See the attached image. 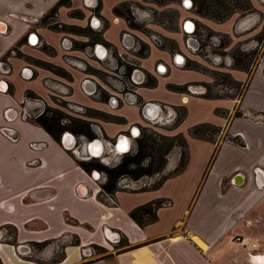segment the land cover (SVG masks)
Wrapping results in <instances>:
<instances>
[{
	"label": "crops",
	"instance_id": "obj_1",
	"mask_svg": "<svg viewBox=\"0 0 264 264\" xmlns=\"http://www.w3.org/2000/svg\"><path fill=\"white\" fill-rule=\"evenodd\" d=\"M61 1L0 0V129L8 128L15 138L10 140L0 131V264H38L22 260L17 250L50 244L62 246L61 256L43 264H256L252 256L264 258V177L256 172L264 175V45L249 76L231 73L236 82L245 84L242 95L212 98L183 90L204 80L185 68L186 57L171 56L149 44L147 54L138 59L140 72L132 77L137 104L129 105L123 95L97 81L95 70H90L97 68L96 61L76 54L83 53V47L92 48L102 61L108 46L120 51L129 45L133 33L127 31L129 24L120 8L145 0ZM95 1L99 20L89 10ZM258 10L264 21V4ZM90 14L93 19L88 24ZM257 22L255 18L240 21L239 33L253 36ZM101 24L102 31L90 30L101 33V39L92 43L89 37L80 41L76 33L56 26L98 30ZM181 25L178 35H191L192 19L183 18ZM234 25L227 21L215 30L233 34ZM188 41L178 53L190 52ZM64 55L78 58L81 67L68 65ZM51 64L67 72L68 79L46 70ZM47 79L61 85L57 88ZM53 92L90 110L91 118L76 120L96 123L97 130L89 123L91 132L111 148L133 129L158 123L166 115L164 107L175 112L174 120L176 110L183 108L184 119L168 133L186 141L184 169L175 173L181 157L174 151L159 186L119 190L114 202L108 200L95 170L88 173L81 166L89 161L73 153L83 143L87 155L92 140L64 131L57 141L36 120L21 119L25 99L39 97L47 103ZM6 111L12 122L6 121ZM201 125L217 132L208 139L192 136L191 130ZM68 134L74 139L70 147L64 143ZM32 143L43 146L33 150ZM153 202L162 203L154 211V222L139 215L143 222L139 224L130 217L135 209ZM242 238L256 243L259 250L241 244Z\"/></svg>",
	"mask_w": 264,
	"mask_h": 264
},
{
	"label": "rangeland",
	"instance_id": "obj_2",
	"mask_svg": "<svg viewBox=\"0 0 264 264\" xmlns=\"http://www.w3.org/2000/svg\"><path fill=\"white\" fill-rule=\"evenodd\" d=\"M259 3L258 6L252 4L251 0H145L143 3H130L120 8L122 16L130 22L128 23L129 25H127V31H132L133 33L131 34L132 40L129 45L126 44L127 46H123V49L120 51L117 48L108 46L107 57L105 58L103 56L104 59H102V61H99L96 56H94L95 54L92 52V48L86 50L85 47H83L84 52L76 55L81 58L96 61L95 67L97 68H91L90 70H95L97 81H99L100 84L101 82L105 83H102L103 87L106 86V89H109V91H116L122 96L125 91L131 88V79L135 72L140 70L138 62L139 56H145L147 54V49L150 47L148 46L149 44H157L156 48L167 51L171 56L179 54L186 57L187 64L185 68L194 70L203 75L204 80L202 82L190 84L188 86L189 88L184 86L183 90L186 91L187 88L189 90L191 88L192 90L198 89L203 91V93L207 92L205 95L206 97L212 98H239L244 91L245 84L236 82L231 76V73L245 72L249 76L256 66V60L264 45V21H260L263 16L260 10H258L260 5L263 6L264 0H259ZM85 7L88 8V6ZM89 10L92 11L94 17L90 14L88 24L93 18L98 19L95 15L98 11V3L95 1L92 4V8ZM79 15L78 13V16ZM185 17H190L194 22V26L191 35L184 34L181 36L178 34L180 26H182L181 21ZM134 18H137L139 22ZM247 18H255L258 21L256 26L251 30L255 33L253 36H245L239 33L240 28H238L237 24ZM186 20L188 21L189 19ZM227 21H232V24H235L233 34L232 32L224 34L215 30L217 27L216 25L223 24ZM56 26L63 32L76 33L74 37L76 36L75 38L80 41L84 40L85 37H89L90 43L93 41L97 42L101 39V36H99L101 33L95 35L90 30L100 32L104 28L102 24L98 30H95V27L92 29L90 26L88 28L70 25ZM188 39H190V41H188L191 48L189 50L190 54H182L181 51L178 53L177 49L179 46H182V43L186 45ZM28 61L31 64H36L37 62V60L34 61L32 59ZM63 61L71 67H81V62L78 58L64 55ZM46 70H49L55 76H57L56 74L65 75L66 79H68V73L64 70L65 73H63L60 68L58 69L55 65H49V67H46ZM98 78L101 79V81ZM47 81L51 82L50 84L57 88L61 85L60 82L54 80L47 79L46 83ZM131 89L135 91L137 88L133 87ZM188 89L187 91L189 93ZM64 93H68L67 89L64 90ZM122 97L123 99L125 98L124 96ZM30 98L41 99L39 97ZM51 110L52 112L60 111V113H62L61 117L64 120H70V122L71 120L82 119L84 117L91 118L87 117L90 115L93 116L90 110L72 104L64 100L61 96L58 97V94L55 92L52 93V97H50V100L46 103V113ZM183 114L184 109L179 108L176 110V119L173 121L172 125H164L162 122L157 121L158 123L154 122L150 124V126L141 129V134L137 138L143 137V144H147L148 146V156L145 158L143 166L153 161L156 162L159 158L158 150L160 148L166 149V147L172 143L174 147L171 148L170 152L165 157L166 164L173 161L174 151L179 152L180 157L182 156L184 152V148L180 147L182 141L179 138L174 139L169 136L168 130L177 125ZM48 115L51 114L49 113ZM89 123L97 130L98 127L96 123L91 120ZM68 125H70V123L66 126ZM216 132L215 129H200L199 137L208 139ZM96 139L97 138H95V140ZM136 139H133L131 149L128 153L116 155L115 152H110L111 147H109V145L106 146L105 141L100 138L99 140L106 146V150L103 157L92 160L96 164L103 165L107 168H113L117 166L123 158L133 153ZM175 141L177 143H175ZM79 152L80 157L85 156L86 148L83 143L81 144ZM129 169L133 171L135 168L130 167ZM127 175L131 177V174ZM163 178L164 176L161 172L160 177H158L153 186L157 185ZM154 179H156V177ZM141 219H143V221L146 220L142 217ZM61 253L62 246L56 244L30 246L26 250H17V256L19 258L38 264L55 261L61 256Z\"/></svg>",
	"mask_w": 264,
	"mask_h": 264
},
{
	"label": "trees",
	"instance_id": "obj_3",
	"mask_svg": "<svg viewBox=\"0 0 264 264\" xmlns=\"http://www.w3.org/2000/svg\"><path fill=\"white\" fill-rule=\"evenodd\" d=\"M66 0H63L60 2V4L65 3ZM192 1V0H191ZM196 1V0H194ZM60 4L57 5L52 10V14L56 12V9ZM115 14H120L119 10L115 9L114 10ZM121 15V14H120ZM128 20V19H127ZM219 20V19H218ZM127 23H130L127 21ZM207 93V92H206ZM203 94V95H206ZM51 115H48V114ZM185 116V111L184 114L182 115L181 119L179 120V123L182 122ZM63 118L61 117V113L58 111H48L47 114L42 116L41 118L37 119L36 122L40 124L55 140L59 141V136L62 132L64 131H70L74 134L77 135H84L87 139L89 140H94L95 136L91 132L90 124L86 121L82 120H71L70 125L68 126H61V120ZM200 129H214L210 125H201L198 127H195L191 130V135L197 138L199 137V131ZM174 139H180L182 141V144L180 147L184 148V152L182 153L181 156V162L180 166L177 169L175 173H178L182 171L186 165L187 161V153H186V141L183 136L181 135H176V136H171ZM136 144L134 146V150L132 154L127 155L125 158H123L120 163L113 167V168H107L104 167L103 165L96 164L93 160L87 162V163H82L81 166L82 168L90 173L91 171L95 170L98 172H101L105 175L106 181L101 185L102 188V194H106L109 197L113 198L114 194L119 191V180L123 177L129 178L132 181L138 180L144 176H151L155 174H160L166 164L165 157L168 155L170 152L171 148L174 147L173 143L169 146L166 147V149L160 148L159 151V158L155 162H151L146 166H143V162L145 158L148 156L147 155V144H143V137L137 138L136 139ZM175 143H177L175 141ZM134 167L135 169L132 171L129 168ZM127 174H131V177H128ZM160 182L155 185V187L159 186ZM162 203H156L153 202L149 206L145 207H140L135 209L134 211L131 212L130 217L138 222L139 224H143L141 220L138 219L139 215H143L147 217V223L154 222L156 220L155 217V210L161 206Z\"/></svg>",
	"mask_w": 264,
	"mask_h": 264
},
{
	"label": "built area",
	"instance_id": "obj_4",
	"mask_svg": "<svg viewBox=\"0 0 264 264\" xmlns=\"http://www.w3.org/2000/svg\"><path fill=\"white\" fill-rule=\"evenodd\" d=\"M136 85L137 84H135V82L132 80L131 88L136 87ZM131 88L128 91H125L123 93V96L125 97L124 101H125V103H127L129 105H136L137 104L136 90L134 91ZM189 93L191 95H196V94L197 95L198 94H202L203 95L206 92L203 93V91H201V90H198V89L192 90V88H191L189 90ZM164 110H165L166 115H164L163 118H161V120L159 122H162V124H164V125L170 124L174 120L173 116L175 115V112L173 110H171L170 108H168V107H164ZM7 113H8V111H6V115H5L6 121L7 122H12L14 119L9 117V116H7ZM45 114H46V102L43 99H32V98H29V99H25L24 103L21 105V109H20V114L19 115H20L22 120H37V119L41 118L42 116H44ZM69 123H70L69 120H64V119L61 120V126H66ZM0 131H1V133L4 136L8 137L10 140L15 141V138H13L12 136L9 135V133H8L9 129L8 128H4L3 127V128L0 129ZM140 132H141L140 130L133 129L132 134L129 133L127 138L131 139V141L133 142V139L135 140L137 137L140 136V134H141ZM69 136H71L73 138L72 135H69ZM121 138H123V137H121ZM119 139L116 141V143L119 141ZM94 140H92V142H94ZM96 140H98V139H96ZM42 146L43 145H41V144L32 143L30 145V148L33 149V150H39V149L42 148ZM73 153H75V155H77L83 161H91L92 159H95V157L94 158H92L91 156L88 157V154L83 156V157H80V152L75 150V149L73 150ZM256 172L261 174L264 177L263 172L261 170L256 169ZM94 173L97 174L100 177L99 181L102 184L105 183L106 178H105V175L103 173L98 172V171H95ZM155 177H156V179H154ZM158 177H160V174H155V175H152V176H144V177H142V178H140L138 180H135V181H132V180H129V179L123 177V178H121L119 180L118 186H119L120 190L140 191V190H142L144 188L152 187L156 183ZM104 196L108 200H112V198L109 197L108 195L104 194ZM112 202H114V201L112 200ZM165 205H167V204H164V206ZM239 242L241 244L245 245L246 247H248L252 251H258L259 250V246L256 243L248 242V241H246L243 238ZM88 252L91 255L90 250H88ZM93 253H94V250H93ZM82 254L85 255L87 253L83 252ZM255 257H258V256L254 255V256H252V259L255 258Z\"/></svg>",
	"mask_w": 264,
	"mask_h": 264
},
{
	"label": "water",
	"instance_id": "obj_5",
	"mask_svg": "<svg viewBox=\"0 0 264 264\" xmlns=\"http://www.w3.org/2000/svg\"><path fill=\"white\" fill-rule=\"evenodd\" d=\"M94 141L98 142V140H94ZM91 143H93V142H90V143L87 144V151H88V147H89V145H90ZM120 144H121L122 146H124V149H122V148L119 149V148H118V146H119ZM126 145H127V148H126ZM131 145H132V141H131V139H129V138H127V137H123V138H120L119 141H118L117 143H115V144L112 146L110 152H111V153L115 152L116 155L126 154V153L129 152V150H130V148H131ZM103 148H104V152H105L106 147L103 146ZM115 148H118V150L116 151ZM87 154H88V157L91 156V155L89 154V151H88ZM91 157L94 158L93 156H91ZM237 178H241V176L238 175ZM236 184H237V183H236V180H235V185H236Z\"/></svg>",
	"mask_w": 264,
	"mask_h": 264
},
{
	"label": "bare ground",
	"instance_id": "obj_6",
	"mask_svg": "<svg viewBox=\"0 0 264 264\" xmlns=\"http://www.w3.org/2000/svg\"><path fill=\"white\" fill-rule=\"evenodd\" d=\"M184 101L186 102V99H185ZM67 138H72V137L69 136V135H67V136L64 138V143H65V145H66L67 147H70L69 145L66 144V140H67ZM93 144H99L102 148H103V144H102L100 141H98V142L94 141V142L91 143V144L89 145V147H88V151H89V154H90L91 156H93V157H95V158H100V157H96V156L99 155L98 152H96V151L93 152L95 149H90V147H92ZM118 148H119V149H120V148L124 149V146H122V145L120 144V145L118 146ZM118 148H115V150L117 151ZM126 148H127V145H126ZM91 152H92L93 155L91 154ZM103 154H104V148H103ZM101 157H103V155H102ZM256 256H258V257L253 258L254 262H255L256 264H264V261H263L264 258L261 257L262 255H261V256L256 255Z\"/></svg>",
	"mask_w": 264,
	"mask_h": 264
},
{
	"label": "flooded vegetation",
	"instance_id": "obj_7",
	"mask_svg": "<svg viewBox=\"0 0 264 264\" xmlns=\"http://www.w3.org/2000/svg\"><path fill=\"white\" fill-rule=\"evenodd\" d=\"M73 143H74V139L73 138H67V140H66V144L67 145L72 146ZM90 149H95L93 152L96 151V152L99 153V155L96 156V157H101L103 155V148L99 144H93V146L90 147ZM91 154H92V152H91Z\"/></svg>",
	"mask_w": 264,
	"mask_h": 264
}]
</instances>
